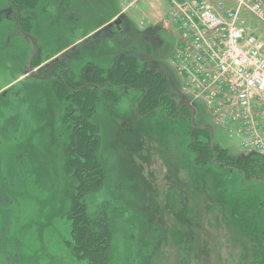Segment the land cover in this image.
<instances>
[{
    "label": "rangeland",
    "instance_id": "1",
    "mask_svg": "<svg viewBox=\"0 0 264 264\" xmlns=\"http://www.w3.org/2000/svg\"><path fill=\"white\" fill-rule=\"evenodd\" d=\"M124 7L125 0H0V264L89 263L71 251L76 184L87 213L105 217L111 264H264V184L194 163L187 108L136 119L139 93L103 90L91 119L101 186L88 188L83 169L66 165L75 159L78 123L58 72L69 71L76 90L123 55L161 73L174 103L192 104V124L210 129L213 144L244 155L204 104L183 93L166 3ZM241 15L264 39L263 25ZM24 34L37 41L31 68L42 80L26 74L34 44ZM64 56L69 63L46 78L47 66Z\"/></svg>",
    "mask_w": 264,
    "mask_h": 264
},
{
    "label": "built area",
    "instance_id": "2",
    "mask_svg": "<svg viewBox=\"0 0 264 264\" xmlns=\"http://www.w3.org/2000/svg\"><path fill=\"white\" fill-rule=\"evenodd\" d=\"M143 1L125 0L122 13ZM163 1L165 24L178 42L171 64L183 93L204 104L241 153L264 159V39L241 15L264 27V0H233V7L219 0Z\"/></svg>",
    "mask_w": 264,
    "mask_h": 264
},
{
    "label": "trees",
    "instance_id": "3",
    "mask_svg": "<svg viewBox=\"0 0 264 264\" xmlns=\"http://www.w3.org/2000/svg\"><path fill=\"white\" fill-rule=\"evenodd\" d=\"M100 72L105 73V76L93 74L88 77L89 81L78 85L80 88L76 87L78 88L76 90L68 76L69 71L64 72L60 79L62 85L71 91L70 105L75 107L76 112L73 119L78 123L72 139V155L75 159L71 160L72 162L67 161L66 165H72L74 172L83 169V176L85 175L89 180L86 186L92 190L98 189L103 182L98 158L100 146L98 128L91 121L100 100L99 95L103 90L110 88L139 93L141 96L137 100L136 107L141 118H151L159 111L169 113L176 110V104L171 101L167 91L164 76L149 68L146 63H139L135 57L120 56L105 72ZM68 108H65L64 117L70 118ZM190 125L189 129L193 124ZM194 128L190 130L192 133L190 146L195 150L194 163L200 161L202 166L214 164L229 174L238 175L244 182L264 184V159L257 155H231L215 144L211 147L210 132L206 128L195 126ZM206 159L208 163H205ZM80 185L76 184L74 188L72 204L74 215L70 218L72 254L75 256L74 253L80 252V256H76L79 259L86 257L88 264H111L110 234L105 217L87 213L85 197H81L78 193L82 187Z\"/></svg>",
    "mask_w": 264,
    "mask_h": 264
},
{
    "label": "water",
    "instance_id": "4",
    "mask_svg": "<svg viewBox=\"0 0 264 264\" xmlns=\"http://www.w3.org/2000/svg\"><path fill=\"white\" fill-rule=\"evenodd\" d=\"M28 39H30L33 44H34V52L33 54L29 57V59L27 60V63H26V66H25V69H26V74L31 76L32 78L34 79H38V80H42L43 78H39L38 76H36V74L34 73V71L32 70L31 68V62L32 60L36 57V55L38 54L39 52V47H38V44H37V41L35 40L34 37L28 35V34H24ZM63 61H66L67 63H69L68 61V58L66 56L62 57L61 59L59 60H55L53 62H51L48 66H47V69L50 70L52 67L58 65L59 63L63 62ZM49 77V74L46 76V78ZM45 79V78H44ZM182 106L188 108L190 111H191V124H192V118H193V107L190 103L186 102L184 104H182ZM191 129L194 130V126L192 125L191 126ZM209 131L211 132V130L209 129ZM213 146V141L211 139V147Z\"/></svg>",
    "mask_w": 264,
    "mask_h": 264
},
{
    "label": "flooded vegetation",
    "instance_id": "5",
    "mask_svg": "<svg viewBox=\"0 0 264 264\" xmlns=\"http://www.w3.org/2000/svg\"><path fill=\"white\" fill-rule=\"evenodd\" d=\"M16 12V11H15ZM16 28H18V27H16ZM50 75L51 74V69L50 70H48L47 69V73H46V75ZM31 77V76H30ZM32 78V77H31ZM58 78L59 79H61V72H58ZM171 97V96H170ZM171 101H173L174 102V100H173V98L171 97ZM176 103V102H175ZM182 104H184V103H176V110L180 113L182 110H183V108H184V106H182ZM186 108V107H185ZM187 110H189L188 108H187ZM189 112H190V114H191V111L189 110ZM193 114H194V112H193ZM135 117H136V119H140V116L138 115V113H137V107H136V109H135ZM139 117V118H138ZM144 119V118H143Z\"/></svg>",
    "mask_w": 264,
    "mask_h": 264
},
{
    "label": "crops",
    "instance_id": "6",
    "mask_svg": "<svg viewBox=\"0 0 264 264\" xmlns=\"http://www.w3.org/2000/svg\"><path fill=\"white\" fill-rule=\"evenodd\" d=\"M146 16H147V15H146ZM114 17H115V16H114ZM114 17H113L112 19H114ZM148 17H149V16H148ZM112 19H111V20H112ZM157 23H158V22H157ZM152 24L155 25L154 23H152Z\"/></svg>",
    "mask_w": 264,
    "mask_h": 264
}]
</instances>
